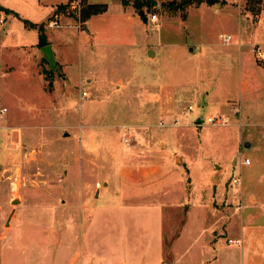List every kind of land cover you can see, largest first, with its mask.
<instances>
[{
	"label": "rangeland",
	"instance_id": "1",
	"mask_svg": "<svg viewBox=\"0 0 264 264\" xmlns=\"http://www.w3.org/2000/svg\"><path fill=\"white\" fill-rule=\"evenodd\" d=\"M86 1L107 9L81 21L80 0H0V62L13 66L0 75V124L10 119L0 132V264H87L93 208L120 202L115 190L132 174L134 192L149 195L143 201L160 199L150 196L158 186L166 196V261L187 218L191 232L212 223L216 246L259 235L264 15L252 31L245 0H192L179 9L165 5L171 0H140V9L133 0ZM40 24L56 69L38 46ZM216 113L231 124L157 125L161 117L184 124Z\"/></svg>",
	"mask_w": 264,
	"mask_h": 264
},
{
	"label": "crops",
	"instance_id": "2",
	"mask_svg": "<svg viewBox=\"0 0 264 264\" xmlns=\"http://www.w3.org/2000/svg\"><path fill=\"white\" fill-rule=\"evenodd\" d=\"M228 7L224 6V8ZM98 14L91 15L89 18ZM263 15L264 7L255 23L247 19V15L242 16L248 24H252V31H254ZM50 45L55 56L54 45L52 43ZM63 54L67 53L63 51ZM40 58L41 56L37 58L36 70L40 84H42V91L46 94L43 90L46 80L44 74L39 71ZM239 60L240 64L244 65L245 61L241 53ZM262 60L257 62V65L263 67L264 58ZM6 68L11 70L13 66L2 65L1 61L0 75L3 76L9 71ZM199 94V91L194 92L198 101H200V96L202 95ZM1 109L0 117L3 115ZM5 122L3 126L0 124L1 134H5L3 132L7 128L6 125L10 123V119L6 118ZM1 134L0 136L3 137ZM146 175L151 178L149 174ZM127 178L128 181L124 179V183L120 184L119 190H115L116 199L118 197L122 199L120 202L93 208L83 239L87 264H264V228L259 230V235L257 236L248 237L246 240L244 238L243 240L241 238L239 240L228 238L227 244L216 246V238L213 235L218 234V230L213 227V224L211 223L208 228L206 225L202 226L207 228L206 231L202 232L193 227L194 231L191 232L195 223L190 224L191 222L188 218L178 235L173 239L170 247L171 259L166 261L164 259V215L166 208L169 207L165 203L166 196L164 193L156 192L160 190L161 186H158L156 190H150L153 191L150 196L151 198L152 196H157L160 199L143 201L142 199L148 198L149 195L147 194L146 196L139 192H134V185L138 184L134 183V180H137L133 174L127 176ZM128 196H131V198H128ZM202 222L199 221L196 227L200 226L199 224ZM205 232L209 234L208 237H198ZM188 234L193 235L187 237ZM183 237L189 240H183ZM229 239H232V242H228Z\"/></svg>",
	"mask_w": 264,
	"mask_h": 264
},
{
	"label": "trees",
	"instance_id": "3",
	"mask_svg": "<svg viewBox=\"0 0 264 264\" xmlns=\"http://www.w3.org/2000/svg\"><path fill=\"white\" fill-rule=\"evenodd\" d=\"M122 4H126L127 0H120ZM204 0H197L198 3H201ZM246 7L245 10L249 12L252 15L253 22H256L258 19V16L261 12V3L262 0H245ZM142 3L140 0H133V6L137 9H140L142 6ZM193 3L192 0H182L181 2H176L175 0H171L169 2H166L165 5L169 7H173L174 9H179L183 7L186 4ZM81 8H80V20L84 21L88 19L91 15H95L98 13H102L106 10V4L105 3H88L86 0H80ZM38 30V46L41 47L43 45L48 44L46 41L45 33H44V25L40 24L37 26Z\"/></svg>",
	"mask_w": 264,
	"mask_h": 264
},
{
	"label": "built area",
	"instance_id": "4",
	"mask_svg": "<svg viewBox=\"0 0 264 264\" xmlns=\"http://www.w3.org/2000/svg\"><path fill=\"white\" fill-rule=\"evenodd\" d=\"M150 20L152 22L156 21V17L155 15H152ZM57 25V21L53 20L51 22V26H56ZM219 37L222 39V42L224 44H228L231 42L232 36L230 34H220ZM252 51H257V47H255V45L252 46ZM83 95L86 96L87 93L83 92ZM193 110V106L192 105H188L187 109H186V116H188L191 111ZM6 111V108H2L1 109V113L3 114ZM234 111H237L236 109H234ZM230 119L227 115H223V114H213V115H208L205 118H201V116H195L194 119L190 122V123H180L177 119H171L167 120L164 118H160L159 122L157 123V125L159 127H170V126H181V125H192V126H215V127H219V126H226V125H230ZM262 136L264 138V127L261 130ZM123 142L127 143L128 142V138L129 136L124 134L123 135ZM249 159L245 158L243 163L244 164H249ZM239 179L238 177H233L231 183L232 184H239ZM228 242H232V239H229Z\"/></svg>",
	"mask_w": 264,
	"mask_h": 264
},
{
	"label": "water",
	"instance_id": "5",
	"mask_svg": "<svg viewBox=\"0 0 264 264\" xmlns=\"http://www.w3.org/2000/svg\"><path fill=\"white\" fill-rule=\"evenodd\" d=\"M139 16L142 17L143 21L146 22V17L144 16V12L140 11L139 12ZM40 50L44 56V58L47 60L48 64H49V68L50 69H56V61H55V57L53 54V50L50 44H46L40 47ZM148 55H153V51L151 49L148 50ZM218 166V165H216ZM219 175V171L217 170V172L214 174V177H217ZM19 200L18 198H14L13 200H11L12 204H16L18 203Z\"/></svg>",
	"mask_w": 264,
	"mask_h": 264
}]
</instances>
